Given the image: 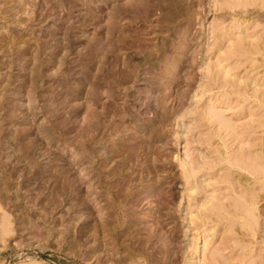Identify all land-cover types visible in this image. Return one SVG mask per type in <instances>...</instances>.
I'll return each mask as SVG.
<instances>
[{
	"label": "rangeland",
	"instance_id": "obj_1",
	"mask_svg": "<svg viewBox=\"0 0 264 264\" xmlns=\"http://www.w3.org/2000/svg\"><path fill=\"white\" fill-rule=\"evenodd\" d=\"M126 2L0 0V264H264V0Z\"/></svg>",
	"mask_w": 264,
	"mask_h": 264
},
{
	"label": "bare ground",
	"instance_id": "obj_2",
	"mask_svg": "<svg viewBox=\"0 0 264 264\" xmlns=\"http://www.w3.org/2000/svg\"><path fill=\"white\" fill-rule=\"evenodd\" d=\"M100 1V0H99ZM102 2L104 1V3H105V1H107V0H101ZM162 2V1H161ZM125 4H128V6H126V7H130L129 9H127V10H124L123 9V7H118V8H115L114 10H113V12H112V16H110L111 17V23H112V25H113V22L114 23H119V22H117V20H119L123 15H131V14H135V16L136 15H140V14H142V12H143V14L145 13H148L147 11H145L146 9H144L145 8V5H146V7H147V0H128V2H126ZM117 5V4H116ZM120 5V4H119ZM122 5H124L123 3H122ZM121 5V6H122ZM160 5H162V4H160ZM126 7H124V8H126ZM162 7V6H161ZM142 14V15H143ZM145 16H147V15H145ZM145 16H144V18H145ZM129 17V16H128ZM134 17V16H133ZM133 17H131V19L133 18ZM137 18V17H136ZM108 19V18H107ZM130 20V19H129ZM131 21V20H130ZM108 22V21H107ZM111 23L109 24V27H107V25H106V29L107 30H111L113 27H112V25H111ZM115 26V25H114ZM116 30V29H115ZM117 30H119V29H117ZM114 31V30H113ZM122 34V33H121ZM118 36V35H117ZM103 42V41H102ZM144 48V47H143ZM145 48H147V47H145ZM99 49V48H98ZM142 50V49H141ZM103 53V52H102ZM152 53H150V55H151ZM143 55V54H142ZM162 55V54H161ZM145 57V56H144ZM162 57V56H161ZM100 58V57H99ZM165 59H167L166 57H164ZM162 60V59H161ZM177 65V63H174V67ZM128 66V65H127ZM129 67V66H128ZM88 68V67H87ZM97 69V68H96ZM87 72H85L84 73V76H87L88 75V73L86 74ZM79 84H80V88L84 85V80H80V82H79ZM89 84V83H88ZM91 84V83H90ZM92 86V85H91ZM78 87V86H77ZM78 87V88H79ZM90 89V88H89ZM94 91V90H93ZM77 93V92H76ZM90 96V95H89ZM94 115V114H93ZM92 120V119H91ZM96 125H97V123H96ZM26 130V129H25ZM100 131H102V130H100ZM20 132V131H19ZM47 133V132H46ZM45 133V134H46ZM48 137V135H46V138ZM48 139V138H47ZM13 141V140H12ZM15 141V140H14ZM18 141H19V139H18ZM136 144V143H135ZM133 145V144H132ZM134 146V145H133ZM137 147L138 148H140L141 146H139V144L137 145ZM131 148H132V146H131ZM135 149H137V148H135ZM135 149H133L132 148V152H135L134 150ZM127 150V149H126ZM132 152H131V155H133L132 154ZM136 153V152H135ZM111 162V161H110ZM71 164V163H70ZM68 166H70V165H68ZM60 169V168H59ZM69 178V177H68ZM142 178H143V176L141 175L139 178H138V180L139 181H141L142 180ZM61 179V178H60ZM79 179V178H78ZM72 180H73V178H72ZM80 180V179H79ZM71 181V180H70ZM65 183V182H64ZM66 184V183H65ZM70 185H72V184H70ZM64 186V185H63ZM70 187H73V186H70ZM78 187V186H77ZM1 189H2V187L0 188V192H1ZM126 189V188H125ZM59 190V189H58ZM65 190H66V188H65ZM57 191V190H56ZM71 191V190H70ZM65 193V192H64ZM68 194V193H67ZM66 194V195H67ZM149 196V195H148ZM0 197H1V195H0ZM86 197V196H85ZM86 199V198H85ZM80 200V199H79ZM116 201H117V198H116V196L114 197V195L111 197V199H110V205L108 204V207H107V209L109 210V208L111 207L112 208V211H110V212H107L106 213V216L103 218V219H101L99 222H98V226H97V234L99 235V236H102V239H103V237H105V236H109V239L111 240V242H113V243H115L116 241H117V239L119 240L120 238H121V240L125 237V236H127L129 233H127V231H125L124 229H121V230H119V231H121V233H118V228H119V219H121V218H127V220H125V222H126V224L128 225H132L134 222H135V218H136V215L134 214V209H133V206L135 205L134 203H132V206H128V207H126V208H123V209H121V206L119 205V204H116ZM82 202V201H81ZM134 202V201H133ZM79 204V203H78ZM118 205L120 206L119 207V209H120V211H117L118 210ZM123 206H125V205H123ZM130 214L131 215H135V216H133V217H130ZM147 214V213H146ZM152 214V212H149L147 215L148 216H152L151 215ZM102 218V217H101ZM141 218H147V216L146 217H141ZM84 224H86V223H84ZM92 225V224H91ZM83 226V225H82ZM126 226V225H125ZM160 227V226H159ZM85 228V227H84ZM154 228H156V226L154 227ZM86 229V228H85ZM92 229V228H91ZM84 230V229H83ZM142 230V231H141ZM157 230H159V228L157 227V229L154 231L153 230V228L151 229L150 227H143L142 229H139L138 230V232H137V234L138 233H143L144 234V237H143V235H142V237L141 238H139V242H141V244H143V243H152L154 240H156V242H160V236H159V234H158V232H157ZM91 232V231H90ZM84 233V232H83ZM92 234V233H91ZM93 236H95L96 237V234L94 233V235ZM98 236V237H99ZM87 237V236H86ZM81 238V237H80ZM154 239V240H153ZM102 241V240H101ZM96 243V242H95ZM202 246H203V244H202V241H201V239L199 240L198 239V241H197V243L194 245V249H193V251H192V253L193 254H196L197 252H199V250L202 248ZM141 258H143V260H145V262L146 263H143L142 262V259ZM107 261V260H106ZM148 261H150L147 257H145L144 256V254L141 256H139V259H137L134 255H132V253L131 252H128L127 250H125V253H124V256L123 257H121L119 260H117V261H115V262H110V263H108V262H100L101 264H156V262H151V263H148Z\"/></svg>",
	"mask_w": 264,
	"mask_h": 264
}]
</instances>
